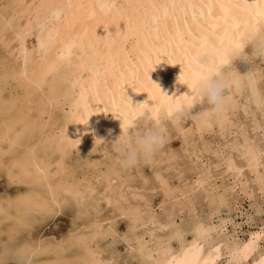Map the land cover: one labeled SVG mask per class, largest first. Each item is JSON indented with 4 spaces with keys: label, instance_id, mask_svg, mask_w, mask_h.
<instances>
[{
    "label": "bare ground",
    "instance_id": "bare-ground-1",
    "mask_svg": "<svg viewBox=\"0 0 264 264\" xmlns=\"http://www.w3.org/2000/svg\"><path fill=\"white\" fill-rule=\"evenodd\" d=\"M100 2L0 0V261L173 264L184 247L171 239L174 232L184 231L191 246L203 223L224 226L202 247L206 256L210 243L225 245L219 260L228 264L225 237L245 242L264 231V111L249 93H238L239 107L223 129L216 124L201 131L193 119L205 111L198 98L191 116L180 118L176 103L195 95L186 83L191 69L165 44H179L177 33L187 30L199 37L196 23L225 46L235 35L243 47L233 70L255 72L264 91V56L258 54L264 47L258 5L264 0H111L115 6L106 11ZM165 4L212 7L195 9L194 23L191 8L187 22L182 9L169 8L165 18L159 7ZM228 4L248 6L246 15H227L231 30L219 7ZM149 67V78L173 100L144 78ZM145 103L159 111L138 113L136 105ZM122 117L150 118L165 127L167 143L154 164L124 170L115 152H105L129 133ZM51 222L62 224L57 237L36 234ZM261 260L264 241L247 264Z\"/></svg>",
    "mask_w": 264,
    "mask_h": 264
},
{
    "label": "snow or ice",
    "instance_id": "snow-or-ice-1",
    "mask_svg": "<svg viewBox=\"0 0 264 264\" xmlns=\"http://www.w3.org/2000/svg\"><path fill=\"white\" fill-rule=\"evenodd\" d=\"M153 7H157L156 5H153ZM159 7L165 9L164 16L167 18L169 15L168 9H182L184 12L185 22H187V10L189 8L193 9L192 12V20L195 23L197 20V13L195 9L199 8L201 10V13H203V10L207 8H211V5H195V4H183V5H160ZM222 10H224L225 17H224V26L231 30V26L227 24V15L230 13L240 14L244 12L246 15V8L248 6H245V8H242L238 4H228V5H220L219 6ZM259 7V16L261 17V21L264 22V2L260 3L258 5ZM211 16V12L209 11L206 15L205 19L208 20V18ZM213 24H219V21H210ZM251 24V19L249 20V26ZM196 28L200 32V36L196 37L193 36L191 30H187L185 33H177L179 36V44H173L172 41H168L165 44V49L169 46L173 49V55H179L181 57V63H184L185 60L188 62V66L191 69L193 65V58L190 55V49L192 48V45L195 44L197 48H204L209 45H212V41H218L217 46H213L216 49V52L214 55L211 56V65L212 70H214L217 74H221L224 72H227L230 76L233 78V82L239 83L241 80L246 79L249 82V85L255 89L257 79H256V73L255 72H248L245 75H240L238 72L233 70L232 68V61L233 59L239 54L240 49L243 47V43L240 41H237L235 39V35L233 36L230 44L228 46H225L224 41L217 36L214 32H210L208 29L204 28L200 24L196 23ZM128 27L131 29V21L128 22ZM180 49L178 52L177 49ZM258 54L264 56V47H261L258 49ZM165 55H167L165 51ZM157 63L160 62V57H157ZM227 69V71H226ZM151 71V68L149 67L145 73L144 78L146 80L148 79V72ZM181 79L183 80V76H181ZM260 79L264 81V73H261ZM149 83L151 81L149 80ZM188 86L192 88V93H195L194 86L191 82H187ZM136 87V85H133ZM143 86L141 85V88ZM153 87H156L153 85ZM157 88V87H156ZM123 91V89L121 90ZM162 96H164L161 93ZM165 99H169L168 97L164 96ZM151 99H154V97H150ZM197 98L196 95L192 96L191 99L188 98V96L184 97V103L177 102L176 103V111L181 112L184 110V108L191 109L192 107V101ZM173 100V99H172ZM130 108L132 107L131 103L128 105ZM258 107L262 111H264V96L261 97V99L258 101ZM137 112L142 114L144 111L150 109L152 113L155 115L159 111V106L154 105L151 108L148 106V104L143 105H136ZM171 114V110L169 112ZM122 119V127L127 130L131 120L127 118H121ZM194 120H196L197 124L200 125L201 131L204 129H210L216 124H219L221 129L225 127V123H228V117H224L223 119L217 118L215 122L208 119L207 113H201L199 116L193 117ZM86 122V121H85ZM177 131L181 134L187 135V132L190 130L180 129L178 128ZM99 142V141H98ZM248 155L254 159L255 153L254 150L249 148L248 149ZM148 163H155L154 160L149 161ZM259 183L261 186V197L264 199V175H261L259 177ZM260 214L261 216H264V203L260 206ZM251 222V220H249ZM215 230L218 234L224 233L225 228L223 225L216 227L215 229L206 226L205 224L201 223L198 226H196L194 235L196 239H194L191 243V246H187L185 244V236L186 233L184 231H175L171 239H175L181 243L183 247L181 256L179 259H174L173 264H221L219 260V254L221 253V250L225 245L220 244L217 246V242H213L209 244L210 251L205 256V249L202 247V243L204 241H208L210 239V233ZM227 240V247L229 249V259L228 264H247L248 258L252 256L256 250L257 245L259 241H264V231H261L259 233L253 234L252 238L250 240H247L245 242H240L237 240H234L232 237H225ZM7 254V253H5ZM0 264H7L5 261H0ZM259 264H264V260H261Z\"/></svg>",
    "mask_w": 264,
    "mask_h": 264
},
{
    "label": "clouds",
    "instance_id": "clouds-1",
    "mask_svg": "<svg viewBox=\"0 0 264 264\" xmlns=\"http://www.w3.org/2000/svg\"><path fill=\"white\" fill-rule=\"evenodd\" d=\"M114 6L111 0H101L98 4V7L102 11H106ZM57 15H59V13H57ZM105 38L106 36L103 39ZM215 52L216 49L212 45L204 48H197V46L193 44L190 49V55L193 58L190 82L194 86L195 95L201 104L205 106V111H203V113H207L208 119L213 122H215L217 118L223 119L224 117H228L229 113L234 112L239 107L240 102L236 98L238 93L241 95L249 93V100H256L257 104L261 97L264 96V91L258 88L260 81L257 80L256 87L253 89L246 79L241 80L239 83H235L233 82L232 76L227 72L217 74L212 70L211 56L214 55ZM148 79L153 85L159 88V86L153 83L149 78V74ZM130 87L135 91L134 86ZM192 90L191 88V91ZM143 92L148 93L149 99L152 100L150 98V90ZM163 95L166 96L165 94ZM168 98L172 99L171 97ZM128 100L131 103L129 98ZM179 116L182 119L188 118L191 116V112L189 109L184 108L183 111L179 112ZM226 125L227 123H225V126ZM127 129H129L128 135L125 136L122 133L115 143L112 144L111 149L105 150L108 154L112 152L117 154L119 164L124 170L133 169L141 164H147L149 161L154 160L167 143L168 138L166 129L159 121L154 122L150 118L140 122L131 121Z\"/></svg>",
    "mask_w": 264,
    "mask_h": 264
},
{
    "label": "rangeland",
    "instance_id": "rangeland-1",
    "mask_svg": "<svg viewBox=\"0 0 264 264\" xmlns=\"http://www.w3.org/2000/svg\"><path fill=\"white\" fill-rule=\"evenodd\" d=\"M61 227H62V224L61 223L51 222V223L48 224V226H45L44 227L42 225L41 227L36 228V231H37L36 234L37 235H40L42 237H45V235H47V237L49 235L57 237L59 235V232L61 231L58 228H61Z\"/></svg>",
    "mask_w": 264,
    "mask_h": 264
}]
</instances>
